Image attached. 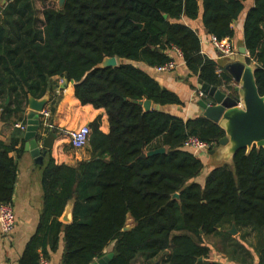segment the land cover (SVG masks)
<instances>
[{
	"label": "trees",
	"instance_id": "1",
	"mask_svg": "<svg viewBox=\"0 0 264 264\" xmlns=\"http://www.w3.org/2000/svg\"><path fill=\"white\" fill-rule=\"evenodd\" d=\"M244 2L65 0L61 8L42 10L40 26L32 0H6L0 11V121L22 113L28 95L41 98L59 76L74 81L81 104L103 108L109 125L104 133L99 117L91 122L90 157L73 166L57 164L42 150V211L18 264L47 259L60 238V264H89L108 251V264H226L208 259L203 237L232 242L225 231L232 224L255 233L256 264H264V147L239 148L230 163L196 181L203 163L184 141L196 136L211 151L224 130L201 115L183 119L162 109L145 111L139 103L144 99L159 106L181 101L136 64L162 65L176 47L200 83H229L228 72L223 66L216 72L218 62L201 52L199 36L182 19L200 17L208 34L232 37ZM243 37L264 96V0H254L246 12ZM112 56L116 67H97ZM23 141L19 128L0 140V204L12 203L17 163L10 153L20 155ZM160 147L165 152L140 156ZM71 199L72 220L64 223L59 217ZM128 218L132 225L123 230ZM231 252L238 263H251L245 252L243 258L235 248Z\"/></svg>",
	"mask_w": 264,
	"mask_h": 264
},
{
	"label": "crops",
	"instance_id": "2",
	"mask_svg": "<svg viewBox=\"0 0 264 264\" xmlns=\"http://www.w3.org/2000/svg\"><path fill=\"white\" fill-rule=\"evenodd\" d=\"M4 0H0V4ZM57 0H32L37 18V24H42V10L46 7L54 6ZM6 3V0H5ZM5 3L2 5L1 10ZM254 0H245L243 10L238 19L232 24L234 34L229 37L234 44L237 53L229 58L218 59L216 50L209 42L210 34L202 26L201 18L195 20L182 19L183 23L192 27L200 38L201 52L209 58L218 62V65L225 66L228 62L241 61L246 62L254 68V62H247L248 52L244 54L239 52V47L244 45L243 22L248 9L253 5ZM41 26V25H40ZM171 55L176 60V68L168 71L157 73L152 67H146L142 63H136L143 66L144 70L152 76L161 87L176 93L181 101L178 105H165L161 109L175 114L183 119L191 118L199 115L200 111L196 104V91L200 89L201 83L197 74H189L183 59L176 56L174 52ZM229 74V73H228ZM231 77V76H230ZM52 86L47 90L48 100L43 110L49 111V116L42 118L39 115V126L36 133V140L41 150H49L50 156L57 164L75 165L80 160L88 159L90 152L85 146L84 148L74 149L70 146L67 136L63 131L77 129L83 125L90 126L91 122L97 117L100 118L99 129L107 133L109 130L107 114L103 108H95L91 104H81L74 95V82L68 81L63 77L54 76L51 78ZM236 84L231 78L229 83H222L219 88L226 92H234ZM201 90V89H200ZM201 98V97H200ZM208 102L210 98L205 97ZM30 112L27 107V100L23 103V112L17 113L12 117L11 121H0V140L8 141L10 135L15 128V124H26V116ZM25 130H21L24 140ZM25 143V140L23 141ZM213 151H207L199 156L203 163L200 175L195 179L202 183L208 171L223 163H230L231 156L227 153V147L218 145ZM10 155L15 157L17 163V177L13 190L12 207L15 214V226L9 233H3L0 230V264H18V259L22 254L25 243L35 231L39 222L42 211V190L41 175L42 163H35L29 152L24 149L20 155L11 152ZM71 209L73 201L69 202ZM127 225L131 227L132 218H128ZM238 233L240 231H237ZM63 240L60 238L57 249L49 253L47 258L48 264H60L63 253ZM110 250V248H108ZM109 252V251H108ZM142 261V259H141ZM250 264L257 263L256 254L253 253V260L249 259ZM141 264V263H139ZM242 264V263H240Z\"/></svg>",
	"mask_w": 264,
	"mask_h": 264
},
{
	"label": "water",
	"instance_id": "3",
	"mask_svg": "<svg viewBox=\"0 0 264 264\" xmlns=\"http://www.w3.org/2000/svg\"><path fill=\"white\" fill-rule=\"evenodd\" d=\"M57 2L58 7L61 8L65 0H58ZM4 3L5 0L0 4V11ZM163 16L166 17V14H163ZM138 25L141 26V24ZM245 51L244 45L239 47L240 53L244 54ZM117 65V58L112 56L103 58L97 67H116ZM223 67L236 84L234 86L235 94L223 91L217 86L201 83L200 89L204 94V98H198L196 104L200 111L199 115L218 124L224 130L225 134L218 140V144L227 147V153L232 158L235 151L239 148L249 150L252 146L264 147V96H261L258 92L254 78V68L249 64L241 61H232ZM70 81L72 82L73 80ZM205 97L210 98L211 101L208 102ZM47 100L48 92L41 98H35L31 95L27 97V107L30 112L26 116L24 150L29 152L34 162L38 164L42 163L45 152L38 146L36 133L39 126V113L42 112ZM239 101L242 102V105H239ZM6 102H8V97ZM139 103L145 111L151 108L161 109V106L153 105L148 99L139 101ZM163 152H165V148L160 147L142 152L140 156L145 157ZM173 197H178V193H174ZM71 200L73 201V199ZM69 202L59 217L64 223H69L72 220V209ZM128 229H130L128 225L123 227V230ZM228 232L231 234L236 232L234 224L231 225ZM112 256L113 252L109 251L89 264H108Z\"/></svg>",
	"mask_w": 264,
	"mask_h": 264
},
{
	"label": "built area",
	"instance_id": "4",
	"mask_svg": "<svg viewBox=\"0 0 264 264\" xmlns=\"http://www.w3.org/2000/svg\"><path fill=\"white\" fill-rule=\"evenodd\" d=\"M209 42L212 45V47L216 50L217 52L216 58L218 59L229 58L237 53V50L229 37H223L218 39L215 36L210 35ZM170 52H174L178 58L182 59L181 52L178 48L173 47ZM176 65L177 62L173 58L172 60L162 65H157L152 67V69L154 70V72L162 73L175 69ZM221 68L222 66L220 65L216 67V72L218 74L221 72ZM196 94L197 96H199V98L204 96L203 92L200 89L196 91ZM239 105H242V102L239 101ZM49 113H50L49 111L42 110V112H40L39 115L42 116V118H46L49 116ZM15 128H19L20 130H25L26 124L17 123L15 124ZM63 132L67 136L70 146L74 149H80V148H84L87 145L91 133V129L88 125H83L77 129L65 130ZM184 147L190 149L194 155L199 157L201 154L208 151L209 144L206 143L205 141L200 140L198 137L191 135L188 136L184 141ZM14 226H15V214L12 204L10 203L0 204V230L3 233H9L14 229ZM38 264H48V261L46 258L41 257Z\"/></svg>",
	"mask_w": 264,
	"mask_h": 264
},
{
	"label": "rangeland",
	"instance_id": "5",
	"mask_svg": "<svg viewBox=\"0 0 264 264\" xmlns=\"http://www.w3.org/2000/svg\"><path fill=\"white\" fill-rule=\"evenodd\" d=\"M53 5L58 7V2L54 1ZM230 228V226H225V231L229 233L228 230ZM246 231L247 233H244L242 231L238 233L236 229V232L234 234L229 233L232 237V242H228V240H226L224 242V245L222 243V239L219 238V236H204V244L207 245L209 248L208 259L210 261L221 262L226 264H240L231 257L235 255V252H231L230 254V251L234 248L236 249L237 256H241L243 258V252H245L244 257L246 260L253 257L256 236L252 230L246 229ZM236 244L238 245V247H235Z\"/></svg>",
	"mask_w": 264,
	"mask_h": 264
}]
</instances>
